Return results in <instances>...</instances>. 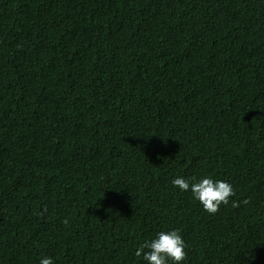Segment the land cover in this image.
I'll use <instances>...</instances> for the list:
<instances>
[{"label":"trees","instance_id":"obj_1","mask_svg":"<svg viewBox=\"0 0 264 264\" xmlns=\"http://www.w3.org/2000/svg\"><path fill=\"white\" fill-rule=\"evenodd\" d=\"M205 175L215 214L171 184ZM170 229L264 264V0H0V264H145Z\"/></svg>","mask_w":264,"mask_h":264},{"label":"clouds","instance_id":"obj_2","mask_svg":"<svg viewBox=\"0 0 264 264\" xmlns=\"http://www.w3.org/2000/svg\"><path fill=\"white\" fill-rule=\"evenodd\" d=\"M171 184L181 192H191L192 198L209 214H215L222 204H229V197L235 195L231 183L226 180H213L207 175L199 179L178 176L171 180ZM240 203L247 205L249 200L244 199ZM233 206H238L235 201ZM185 248L186 244L179 229L162 230L139 244L135 255L145 264H182L186 257ZM39 264H55V261L51 256H42Z\"/></svg>","mask_w":264,"mask_h":264}]
</instances>
